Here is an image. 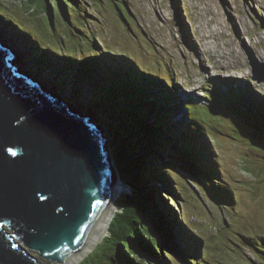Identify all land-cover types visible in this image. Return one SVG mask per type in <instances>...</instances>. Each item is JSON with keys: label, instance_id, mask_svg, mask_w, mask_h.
<instances>
[{"label": "rangeland", "instance_id": "1", "mask_svg": "<svg viewBox=\"0 0 264 264\" xmlns=\"http://www.w3.org/2000/svg\"><path fill=\"white\" fill-rule=\"evenodd\" d=\"M48 1L53 20L45 0H0V13L21 24L26 32L41 42L44 49L58 55L76 53L77 58L85 57L77 50V44L96 34L93 41L103 55L102 59L97 58L99 61H109L116 74L118 65L126 70L133 62L149 75L144 76L149 82L152 80L148 73H151L158 76L160 84L165 83L160 78L175 83L178 90L174 97L178 102H184L185 106L189 103L195 122L208 131L211 154L221 172L218 198L210 193L211 189L215 192L217 182L204 184L187 171L181 160L178 161L180 152L177 147L172 146V154L153 152L157 160L169 162L182 192L178 199L182 210L178 211L177 205H173L171 198L167 197H171L169 193L163 197L155 190L159 212L167 224L174 226L177 222L203 243L201 257L190 261H201L202 264L208 261L213 264H264V118L259 114L257 117L247 114L251 113L248 100L260 104L262 99L261 106L264 107V0H181L177 9L173 0H120L122 8L125 9L123 1L128 6L124 16L119 14L113 0H83L79 10H74L72 5L67 6L70 17L58 11L55 0ZM5 30L10 31L12 37L11 49L14 48L22 58V64L19 62L21 68L26 66L32 76L43 79L46 86L52 89L54 72L45 75L41 71L34 73L26 63L29 57H25L28 53L23 46L25 40H20L23 37L16 41L12 26L0 22L1 40L7 39L8 33H3ZM60 88L65 89L64 86ZM130 93L137 99L135 93ZM87 98L88 94L85 95ZM208 100L213 103L212 108ZM144 104L147 105L145 100ZM173 107L167 108L169 114L175 117ZM73 109L84 116L89 114L77 105ZM90 113L94 116L93 112ZM186 113L188 117L184 119L185 110L179 108L177 119L188 126V110ZM117 114L114 109L110 111L113 118ZM147 115L145 113L144 117ZM94 118L95 123L103 128L102 118L98 115ZM113 133L117 135V131L113 130ZM189 134L194 140L197 137L199 141L205 139L204 136H192L190 131ZM111 141L110 138L112 164L118 175L115 184L119 176L132 185L144 180V176L140 175L141 168L136 179L121 164L123 161L125 166L130 165L129 159L121 158L128 155L131 159L132 151H116ZM142 161L139 160V164ZM127 187L129 189L125 188L115 197L113 205L116 209L117 201L131 191ZM228 196L231 203L224 200ZM132 202L131 208L139 211L140 207L134 199ZM168 204L179 213L175 221L168 212ZM119 209L123 212L124 208L119 206ZM118 211L110 218L113 219ZM111 223L112 220L109 228ZM108 233L109 229L104 239L109 238ZM104 239L98 248L90 249L75 264H121L118 260L113 261L115 258L107 257V254H114L113 251H105L113 242ZM170 242L175 243V256L182 261L183 255L175 240ZM93 251L96 255L89 258ZM27 253L40 263L48 264L39 254L29 250Z\"/></svg>", "mask_w": 264, "mask_h": 264}, {"label": "water", "instance_id": "2", "mask_svg": "<svg viewBox=\"0 0 264 264\" xmlns=\"http://www.w3.org/2000/svg\"><path fill=\"white\" fill-rule=\"evenodd\" d=\"M4 42L0 39V264H42L27 250L48 264H70L111 214L118 182L131 192L117 208L140 196L148 181L132 185L119 176L115 184L102 127L21 68L20 56L14 63ZM140 168L143 175L147 170ZM130 172L135 177L136 167Z\"/></svg>", "mask_w": 264, "mask_h": 264}, {"label": "trees", "instance_id": "3", "mask_svg": "<svg viewBox=\"0 0 264 264\" xmlns=\"http://www.w3.org/2000/svg\"><path fill=\"white\" fill-rule=\"evenodd\" d=\"M81 1L83 0H55V3L59 12L70 17L67 6L72 5L74 10H79ZM45 2L50 10L51 3L48 0H45ZM113 2L117 5L116 9L119 14L124 16L125 11H128L127 3L123 1L125 4L124 9L119 5L120 0H113ZM49 13L53 20L54 15L51 10ZM180 19L184 24L183 17H180ZM0 22L12 26L16 32L17 40L20 37L24 38L20 40H25L23 46L25 52L28 53L26 55H32L26 61L27 64H31L32 69H36V72L41 71L44 75L47 72H54L52 74L54 79L53 91L59 92L68 101H74L81 107H85L88 112H93L94 116H100L104 122L103 130L107 140L109 141L112 137L111 140L120 141L123 148L127 144L134 146L135 149L133 150L137 152L133 157L134 160L136 158L143 160L141 164H139V160L137 161L136 166L138 168L136 172H139L140 167L147 170L143 176L148 183L145 188L141 189L142 194L140 196L130 198L122 206L120 205L124 208L122 209L123 212L118 207L119 211L110 225L109 238L105 239V241L111 240L113 242L105 251H113L114 254H107V257L110 259L115 258L113 261L118 260L121 264H202L201 261H190L192 258L199 259L201 257L202 241L194 234L188 233L177 222H174V226L167 224L158 210V201L155 195V190H158L163 197L164 194L169 193L171 197L168 195L167 197L171 198L172 204L177 205L178 211L179 209L182 210L178 201L182 192L178 187V181L172 174L173 169L169 166V162L159 161L156 159L157 156L153 155V152L156 151H166L165 148L168 145L179 149L180 157H178V161L181 160L180 163L186 166L187 171L196 175L204 184H210L211 178H214L216 174L214 164L216 160L211 154V149L207 148L206 143L199 141L198 137L197 140H194L190 136L189 131L192 124L185 126L184 121L177 119L179 108L185 110L184 119L188 117L186 110H189L190 114L191 111L193 113V109L190 104L187 108L184 102H178L174 97L178 90L176 84L172 83L174 85L173 91L167 84V79L160 78L165 83L162 82L154 88L149 83L148 78H144V76L148 77L149 75L143 69L144 72L142 73L135 65L126 70L123 66L118 65L116 67L118 74L114 73L109 61L101 62L95 56L97 47L93 39L96 38V34H93V38L88 37L87 41L77 44L79 48L77 50H80V54L85 56L77 58L76 53L58 55L44 49L35 36L26 32L21 24L9 19L4 13H0ZM31 51L36 53L33 54ZM87 52L89 53L87 54ZM98 58H103L100 52ZM148 74H150L151 79L156 76L155 80H158L157 75ZM135 77L137 79L131 83ZM66 85L67 94H65L66 91L60 88V86L65 87ZM83 88L88 90L87 99H84V95L81 93L84 90ZM130 92L135 93L137 99ZM81 97L84 100H81ZM144 100L147 105L144 104ZM208 101L212 108L213 103L210 100ZM247 103L249 105L248 110L264 108L254 101L248 100ZM168 106H174L175 117L169 114ZM113 109L118 113L116 118L110 116V111ZM145 113H148L147 117H144ZM258 114L264 118V109ZM252 115L257 117V114ZM193 119L194 124L201 129L207 144L210 146L208 131L199 123H196L194 117ZM244 119L248 121L247 118ZM113 130L117 131V135L113 133ZM192 136L198 135L192 133ZM149 137L157 139V145L150 143L149 146L147 139ZM132 199L140 207L139 211L131 208L133 205ZM167 209L175 221L179 213L170 204H168ZM172 239L175 240L176 245L182 252V261L175 256L177 250L170 242ZM190 244L197 245L199 250L195 252L191 249ZM95 253L96 251H93L89 258ZM207 264L213 263L208 261Z\"/></svg>", "mask_w": 264, "mask_h": 264}, {"label": "bare ground", "instance_id": "4", "mask_svg": "<svg viewBox=\"0 0 264 264\" xmlns=\"http://www.w3.org/2000/svg\"><path fill=\"white\" fill-rule=\"evenodd\" d=\"M173 2H174V4H175V7H176V9H177V5H178V3H180L181 4V0H173ZM177 12H178V10H177ZM180 15H181V13H180ZM181 17H182V15H181ZM2 26V25H1ZM9 31L8 30H5L4 31V33H8ZM7 39H10V40H12V37H7ZM7 39L5 40V44H4V46H6L8 49H10L8 46H7ZM12 45V44H11ZM39 47V46H38ZM46 49V48H45ZM11 50V52H12V54H13V56H12V60H13V62L14 63H18V55L16 54V52L14 51V50H12V49H10ZM29 50V49H28ZM34 52V51H33ZM98 54H99V51L98 50H95V56L98 58ZM53 55V54H52ZM32 55H27V56H25L26 58H28V57H31ZM132 65H135L142 73L144 72L138 65H136L135 63H133L132 62ZM95 66H96V64H95ZM116 69V68H115ZM114 72V71H113ZM115 73V72H114ZM67 75V74H66ZM114 76V75H113ZM47 77V76H46ZM98 77V76H97ZM63 78V77H62ZM65 78V77H64ZM67 78V77H66ZM143 78V77H142ZM155 78H156V76H153V78L151 79L152 81L151 82H149L150 84H152V86L154 87V88H156V86H158L160 83H158V80L156 79L155 80ZM135 79H137L136 77L132 80V82L131 83H133L134 82V80ZM68 80V79H67ZM53 82V81H52ZM137 82V81H136ZM141 82V81H140ZM138 83V82H137ZM173 82H170L168 79H167V84L173 89V91H174V85L172 84ZM140 84V83H139ZM84 89H86V88H84ZM129 90V89H128ZM85 90H83V91H81V93L84 95V99H85V95H87L88 94V90L86 89V92H84ZM50 93V92H49ZM159 95V94H158ZM156 96V95H155ZM57 97H60L62 100H64L65 102H68V100L66 99V98H64L63 96H57ZM179 98H180V96H179ZM260 105L262 104V99H260ZM70 105H73V108H74V106H79V107H81L80 105H78V103H76V102H74V101H69L68 102ZM200 106V105H199ZM82 108H84L85 109V107H82ZM79 108H76L75 110H78ZM263 109L264 108H260L259 110L257 109V108H252V109H249L250 110V112L251 113H247V114H258V113H260V112H262L263 111ZM82 110V109H81ZM89 114H88V121H89V123H91V124H94V122H95V118H94V116L92 115V113H90V112H88ZM188 124H192V128L190 129V132L191 133H193V134H196V135H198V136H200V137H203L204 135H203V133H202V131H201V129L197 126V125H195L194 124V119H193V113H192V111L190 112V114H189V122H188ZM262 134H263V136H264V128H262ZM112 138V137H111ZM121 138V137H120ZM149 138H151V137H149ZM149 138H147L148 139V142H149V146H150V143H152V144H155V145H157V139H155V138H151V139H149ZM111 143H112V145L114 146V148H116V151H121L122 153L123 152H126V151H128V150H131L132 151V153H133V156H132V161L130 160V165H128L129 166V170L130 171H132L133 169H134V167H136V170H137V168H138V166H134V163H133V161H134V158L133 157H135V154H137V152L135 151V150H133V149H135V147L134 146H132V145H128L127 144V146H125L124 148L122 147V143L120 142V141H115L114 139L111 141ZM202 143H206V146H207V148L208 149H210V146L207 144V140L206 139H204L203 138V140H202ZM111 147V146H110ZM112 149V148H111ZM166 152H168V153H170V154H172L173 153V151H174V149H173V147L172 146H170V145H168L166 148ZM242 157V156H241ZM214 164H215V171H216V174H215V177L214 178H211V182L212 181H216L217 183L215 184V192L213 191H211L210 190V193L213 195V196H216L217 198H218V183L220 184V183H222L221 182V180H220V172H219V168H218V165H217V163L216 162H214ZM170 166V165H169ZM176 166V165H175ZM138 176H139V172H136V175H135V178L137 179L138 178ZM125 177V176H124ZM125 188H128L126 185H124L122 182H118V184H117V186H116V197L118 196V195H120L121 194V192H123L124 191V189ZM210 188V187H209ZM131 192V191H130ZM158 195V194H157ZM227 203H231V199L229 198V196H228V199L226 198V199H224ZM132 201H133V199H132ZM120 205L122 206V203L120 202ZM113 207L114 208H112L111 209V214L112 213H116L119 209H116V207H115V205H113ZM162 208V207H161ZM111 214L110 215H108V217H107V219L105 220V222H104V224L102 225V228L98 231V233L96 234V236L91 240V242L89 243L90 245L87 247H84L83 249H82V251L77 255V257H75L72 261H71V263L72 264H75V263H77L78 261H80L85 255H87L88 253H89V251H90V249H92V247H91V245H95V244H97V243H99L100 241H102L107 235H106V232H108V229H109V224H110V221L112 220V218H110L111 217ZM109 234V233H108ZM112 235V234H111ZM191 245V249H193V250H195V252L196 251H198L199 250V247L197 246V245H195V244H190ZM87 250V251H86ZM86 251V252H85ZM35 253H37V252H35ZM37 254H39V253H37ZM82 256V257H81ZM81 257V258H80ZM76 261V262H75ZM255 264V263H254ZM260 264H262V263H260Z\"/></svg>", "mask_w": 264, "mask_h": 264}, {"label": "clouds", "instance_id": "5", "mask_svg": "<svg viewBox=\"0 0 264 264\" xmlns=\"http://www.w3.org/2000/svg\"><path fill=\"white\" fill-rule=\"evenodd\" d=\"M11 46H12V45H11ZM10 49H11V48H10ZM16 54H17V53H16ZM17 55H18V54H17ZM129 59H130V58H129ZM188 104H189V103H186V106H188ZM186 106H185V107H186ZM188 112H189V110H188ZM102 129H103V128H102ZM173 145H174V144H173ZM210 184H211V183H210ZM109 229H110V228H109ZM104 240H105V239H104ZM100 244H101V243H100ZM172 244L174 245L175 243L173 242Z\"/></svg>", "mask_w": 264, "mask_h": 264}]
</instances>
